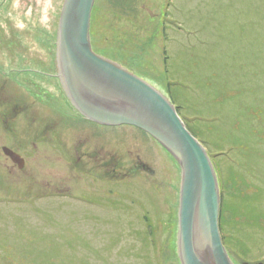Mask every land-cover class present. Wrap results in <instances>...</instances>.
Segmentation results:
<instances>
[{"label":"rangeland","instance_id":"obj_1","mask_svg":"<svg viewBox=\"0 0 264 264\" xmlns=\"http://www.w3.org/2000/svg\"><path fill=\"white\" fill-rule=\"evenodd\" d=\"M62 2L0 0V70L10 80L21 81L15 73L22 68L55 72ZM166 10L179 29L167 28ZM89 35L95 54L146 81L178 109L211 157L220 190L234 175L248 182V192L260 189L255 210L264 215V0H94ZM30 78L10 84L33 91ZM106 134L108 160L116 157L127 176L109 178L108 172L105 208L17 189L0 194V264H178L176 238L172 244L168 238L179 199L177 164L138 128L108 127ZM64 170L59 162L55 178L65 184ZM47 181L44 191L54 189L56 181ZM259 225L244 228L236 242L238 254L247 252L244 260L226 249L233 263L264 264Z\"/></svg>","mask_w":264,"mask_h":264},{"label":"water","instance_id":"obj_2","mask_svg":"<svg viewBox=\"0 0 264 264\" xmlns=\"http://www.w3.org/2000/svg\"><path fill=\"white\" fill-rule=\"evenodd\" d=\"M94 0H63L56 29L57 75L76 111L108 126L145 132L180 171L176 254L179 264H233L219 230L220 193L212 162L174 105L155 87L95 54L89 27Z\"/></svg>","mask_w":264,"mask_h":264},{"label":"flooded vegetation","instance_id":"obj_3","mask_svg":"<svg viewBox=\"0 0 264 264\" xmlns=\"http://www.w3.org/2000/svg\"><path fill=\"white\" fill-rule=\"evenodd\" d=\"M162 15L167 28L179 29L171 21L168 10ZM148 16L153 18L151 13ZM54 59V73L22 68L15 73L22 76L21 81L10 80L9 72L0 70V194L17 189L19 193L38 196L37 199L61 195L69 204L101 210L106 206L108 172L112 173L109 178L127 175L121 171L122 165L116 157L108 160V126L91 122L76 111L62 89L56 56ZM27 74L32 75L27 81L33 91L10 84L11 81L25 83ZM59 162L66 165L64 172L70 176L65 184L55 178ZM47 163L52 164L47 166ZM45 167H49L47 174ZM138 167L136 164L131 171L127 170L128 176ZM44 175H47L45 180ZM48 179L56 183L54 189L44 191L47 188L43 181L48 185ZM63 184L66 189L62 188Z\"/></svg>","mask_w":264,"mask_h":264},{"label":"trees","instance_id":"obj_4","mask_svg":"<svg viewBox=\"0 0 264 264\" xmlns=\"http://www.w3.org/2000/svg\"><path fill=\"white\" fill-rule=\"evenodd\" d=\"M176 111L179 114L177 108ZM186 128L188 129L187 126ZM217 156L218 155H216L215 157ZM225 182L227 189L226 191L220 190L219 185V193L221 200L219 214L220 235L225 249L229 250L230 253L237 255L238 258L242 259V256H247L245 255L247 254V252H245V250H241L240 252L242 254H238L236 251V242H240V240H242L241 237L245 236L243 229L253 227L257 225V223L260 224L258 227H262V229L264 228V215H259V213L255 210V205L257 203L256 201L261 198V192L260 189H256L254 187V190L252 192H248L249 188L251 187L249 186L248 182L242 180L239 175L229 177L228 179H225ZM174 226V230L169 233L168 237L171 241V244L172 238H174L173 241L176 238L177 221H174ZM152 235H154V232L152 228L149 227L148 236L152 238ZM174 242L175 245L173 244V250L175 258L177 260L176 241Z\"/></svg>","mask_w":264,"mask_h":264}]
</instances>
